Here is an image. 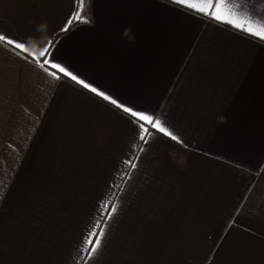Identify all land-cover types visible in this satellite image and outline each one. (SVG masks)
I'll use <instances>...</instances> for the list:
<instances>
[{
	"label": "crops",
	"instance_id": "obj_1",
	"mask_svg": "<svg viewBox=\"0 0 264 264\" xmlns=\"http://www.w3.org/2000/svg\"><path fill=\"white\" fill-rule=\"evenodd\" d=\"M0 37V264H264V0H0Z\"/></svg>",
	"mask_w": 264,
	"mask_h": 264
},
{
	"label": "snow or ice",
	"instance_id": "obj_2",
	"mask_svg": "<svg viewBox=\"0 0 264 264\" xmlns=\"http://www.w3.org/2000/svg\"><path fill=\"white\" fill-rule=\"evenodd\" d=\"M0 38H2V37H0ZM11 42H12V41H9V43H11ZM16 47H17L18 49H22V48L24 47V45H23L22 43H17V44H16ZM41 55H44V53H41ZM61 71H63V69H61ZM71 78H72V80H74V81L77 80V77H76L75 75H72ZM78 82H79V83H82L83 86H84L85 88H88V87H89V85H88L87 83H84L82 80H80V81H78ZM91 90H92L93 92H96V91H97L96 88H92ZM100 95H103V93L101 92ZM105 99H107V97H105ZM113 103H115V101H113ZM124 111L128 112V111H130V109L125 108ZM131 115H132L133 117H137V116H138V118H139L140 121H147V122L150 123V124L152 123V120H153V117H151V116H147V115H140V114H139L138 112H136V111H131ZM152 127L158 129L159 132H161V133H163V134H165V135L170 136V138H171L173 141H176V140H177V136H176V135L172 134V133L169 132V131H166L165 127L161 126V121H160L159 119H157V120L155 121V123L152 124ZM140 128H141V130H144V125L141 124V125H140ZM140 139L143 140V139H144V136L141 135V136H140ZM97 243H99L98 240H97Z\"/></svg>",
	"mask_w": 264,
	"mask_h": 264
},
{
	"label": "clouds",
	"instance_id": "obj_3",
	"mask_svg": "<svg viewBox=\"0 0 264 264\" xmlns=\"http://www.w3.org/2000/svg\"><path fill=\"white\" fill-rule=\"evenodd\" d=\"M42 27V26H41Z\"/></svg>",
	"mask_w": 264,
	"mask_h": 264
}]
</instances>
